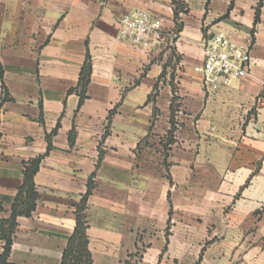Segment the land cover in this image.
Returning <instances> with one entry per match:
<instances>
[{"label":"crops","instance_id":"crops-1","mask_svg":"<svg viewBox=\"0 0 264 264\" xmlns=\"http://www.w3.org/2000/svg\"><path fill=\"white\" fill-rule=\"evenodd\" d=\"M134 10L165 34L148 51L117 38ZM219 31L251 68L207 94ZM39 157L13 264H60L79 208L92 264H264V0H0V221Z\"/></svg>","mask_w":264,"mask_h":264},{"label":"built area","instance_id":"built-area-1","mask_svg":"<svg viewBox=\"0 0 264 264\" xmlns=\"http://www.w3.org/2000/svg\"><path fill=\"white\" fill-rule=\"evenodd\" d=\"M164 37L160 22L144 10L130 11L117 20V38L142 50L148 51ZM251 42L239 43L233 34L224 31L203 38V60L193 67V72L200 77L207 94L216 93L249 74Z\"/></svg>","mask_w":264,"mask_h":264},{"label":"trees","instance_id":"trees-1","mask_svg":"<svg viewBox=\"0 0 264 264\" xmlns=\"http://www.w3.org/2000/svg\"><path fill=\"white\" fill-rule=\"evenodd\" d=\"M180 10H182V8H180ZM174 15L176 17L177 13L174 12ZM258 21L259 15L257 10L254 17V24H257ZM89 73L90 64L87 59L81 68L80 79L78 82V87L81 90L80 101L83 99V92L88 83ZM173 131L174 130L172 128L168 132V135L172 134ZM40 159L41 158L39 157L25 163L22 184L18 188L14 201L10 207L9 217L0 221V240L3 243L2 250L0 252V264H13L10 261V253L13 243V235L17 227V218L30 217L35 209L38 195L35 191L33 180L38 170ZM88 191L83 197V205L86 197L88 196ZM82 210L83 208H79L77 210L75 228L67 240L66 247L62 251L60 264H92L91 255L87 248V237L85 233L87 226L83 216L81 215Z\"/></svg>","mask_w":264,"mask_h":264}]
</instances>
